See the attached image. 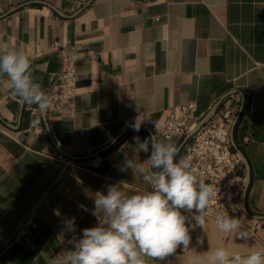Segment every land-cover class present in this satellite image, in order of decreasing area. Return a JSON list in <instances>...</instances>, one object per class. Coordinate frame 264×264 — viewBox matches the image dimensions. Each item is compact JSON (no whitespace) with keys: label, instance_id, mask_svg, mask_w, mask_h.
Segmentation results:
<instances>
[{"label":"crops","instance_id":"0c3cea01","mask_svg":"<svg viewBox=\"0 0 264 264\" xmlns=\"http://www.w3.org/2000/svg\"><path fill=\"white\" fill-rule=\"evenodd\" d=\"M16 3L9 9L0 0V55L23 51L49 98L51 78L76 46L78 98L74 118L49 103L40 110L13 96L0 77V264L63 258L84 228L105 223L102 212L92 214L97 192L106 194L113 184L130 195L150 190L139 172L120 171L126 158L138 164L150 155L133 137L155 135L179 149L187 136L161 137L166 121L195 104L193 117L201 122L232 95L242 112L232 146L249 181L245 213L264 219V0ZM137 117L147 119L139 131L132 127ZM191 145L192 139L180 156ZM93 159L98 161L86 164ZM34 212L40 217L35 236L15 241L20 223ZM72 217L75 233L63 227ZM242 231L246 240L221 232L207 217L203 228L190 231L189 248L180 245L148 264H208L209 252L219 246L241 255L264 250V226L256 234Z\"/></svg>","mask_w":264,"mask_h":264},{"label":"clouds","instance_id":"9594fccd","mask_svg":"<svg viewBox=\"0 0 264 264\" xmlns=\"http://www.w3.org/2000/svg\"><path fill=\"white\" fill-rule=\"evenodd\" d=\"M0 77L5 78L13 96L40 110L47 107L49 98L33 76L31 60L23 51L10 49L0 55ZM144 120L137 117L134 130L139 131ZM133 139L141 152L150 155L138 164L126 158L120 171L139 172L150 190L130 195L120 184H113L107 186L106 194L97 192L92 214L102 212L105 223L84 228L80 236L69 241L72 249L51 264H148V259L163 260L180 245L189 248L190 231L203 228L207 222L208 209L219 192L205 176L194 173L191 156L178 158V147L155 135L144 141ZM215 225L223 233L247 239L238 217L217 214ZM63 227L75 233V217L66 219ZM199 243L202 245L203 239ZM207 259L208 264H264V250L241 255L219 246Z\"/></svg>","mask_w":264,"mask_h":264},{"label":"built area","instance_id":"2783aa9c","mask_svg":"<svg viewBox=\"0 0 264 264\" xmlns=\"http://www.w3.org/2000/svg\"><path fill=\"white\" fill-rule=\"evenodd\" d=\"M16 1L4 0L9 9L16 7ZM77 62V48L72 46L65 54L62 72L51 78L53 86L49 91L50 107L71 118L77 112ZM236 101L238 99L235 95L224 100L211 119L193 136L190 151L178 158L190 155L194 173L205 176L206 182L218 189L219 195L212 201L207 217L215 219L217 214L238 217L242 228L256 234L264 226V220L246 216L245 196L248 182L241 174L240 159L232 146L233 126L239 116ZM195 109V104L184 106V116H171L158 134L165 139L187 136L200 123L193 117ZM39 132L40 130H35V133ZM60 158L64 159L63 156ZM39 218L37 212L26 217L16 231L15 241L23 242L33 238L39 229Z\"/></svg>","mask_w":264,"mask_h":264},{"label":"water","instance_id":"95a60500","mask_svg":"<svg viewBox=\"0 0 264 264\" xmlns=\"http://www.w3.org/2000/svg\"><path fill=\"white\" fill-rule=\"evenodd\" d=\"M225 99H223L207 116H205L203 118V120L198 124V126L192 130L186 137L184 143L182 144V146L179 148V153H178V157L180 156V153L182 151V149L184 148V146L193 138V136L211 119L212 115L214 114V112L216 111V109L221 105V103L224 101ZM241 113L239 114L238 118L236 119L235 123H234V126H233V129L234 127L236 126L240 116H241ZM123 158V154L122 153H118L117 156H116V159L120 160ZM98 159H93V160H89L86 164L89 165V164H93L95 162H97ZM248 186H249V181H248ZM246 196H247V192H246ZM246 196H245V208H246ZM261 220H264L263 218H260V217H257ZM72 245L69 244L68 246V249H72Z\"/></svg>","mask_w":264,"mask_h":264},{"label":"trees","instance_id":"16d2710c","mask_svg":"<svg viewBox=\"0 0 264 264\" xmlns=\"http://www.w3.org/2000/svg\"><path fill=\"white\" fill-rule=\"evenodd\" d=\"M246 110H247V107H245V108H244V111H243V113H245V112H246ZM127 136H128V135H127Z\"/></svg>","mask_w":264,"mask_h":264}]
</instances>
